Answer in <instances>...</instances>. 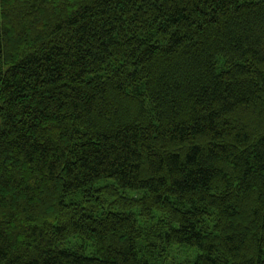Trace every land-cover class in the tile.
<instances>
[{
    "label": "trees",
    "instance_id": "1",
    "mask_svg": "<svg viewBox=\"0 0 264 264\" xmlns=\"http://www.w3.org/2000/svg\"><path fill=\"white\" fill-rule=\"evenodd\" d=\"M183 248L264 264V0H1L0 264Z\"/></svg>",
    "mask_w": 264,
    "mask_h": 264
},
{
    "label": "rangeland",
    "instance_id": "2",
    "mask_svg": "<svg viewBox=\"0 0 264 264\" xmlns=\"http://www.w3.org/2000/svg\"><path fill=\"white\" fill-rule=\"evenodd\" d=\"M0 20H1V0H0ZM131 196H136V195L135 194H133V195L131 194L130 197ZM75 244H76V242L73 243V245H75ZM195 255H196L195 252H191L190 253L188 249L183 248V249L178 250L176 253H174L173 257H174V260H175L176 264H178V263H180L179 260H178L179 257H180L182 262L186 261V260L190 262V261H192L194 259Z\"/></svg>",
    "mask_w": 264,
    "mask_h": 264
}]
</instances>
